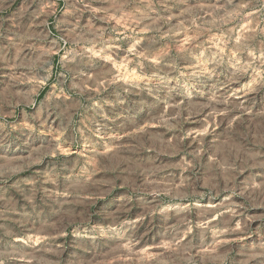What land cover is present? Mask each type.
Masks as SVG:
<instances>
[{
  "label": "rangeland",
  "instance_id": "obj_1",
  "mask_svg": "<svg viewBox=\"0 0 264 264\" xmlns=\"http://www.w3.org/2000/svg\"><path fill=\"white\" fill-rule=\"evenodd\" d=\"M0 264H264V0H0Z\"/></svg>",
  "mask_w": 264,
  "mask_h": 264
}]
</instances>
